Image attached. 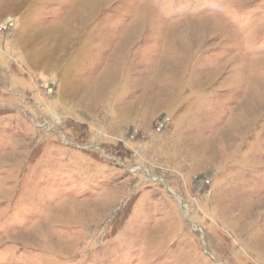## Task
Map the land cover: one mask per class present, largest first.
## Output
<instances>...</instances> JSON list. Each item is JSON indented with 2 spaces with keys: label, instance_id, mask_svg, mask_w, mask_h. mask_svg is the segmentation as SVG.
Masks as SVG:
<instances>
[{
  "label": "rangeland",
  "instance_id": "obj_1",
  "mask_svg": "<svg viewBox=\"0 0 264 264\" xmlns=\"http://www.w3.org/2000/svg\"><path fill=\"white\" fill-rule=\"evenodd\" d=\"M0 264H264V0H0Z\"/></svg>",
  "mask_w": 264,
  "mask_h": 264
}]
</instances>
